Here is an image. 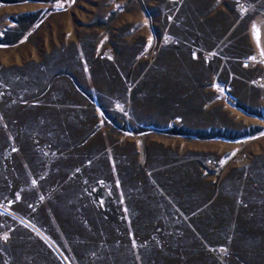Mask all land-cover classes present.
<instances>
[{"label":"rangeland","instance_id":"obj_1","mask_svg":"<svg viewBox=\"0 0 264 264\" xmlns=\"http://www.w3.org/2000/svg\"><path fill=\"white\" fill-rule=\"evenodd\" d=\"M262 52L264 0H0V264H65L13 214L71 264H264Z\"/></svg>","mask_w":264,"mask_h":264},{"label":"bare ground","instance_id":"obj_2","mask_svg":"<svg viewBox=\"0 0 264 264\" xmlns=\"http://www.w3.org/2000/svg\"><path fill=\"white\" fill-rule=\"evenodd\" d=\"M17 219L28 225L30 228H32L34 231H36L40 236H42L48 243L49 245L56 251V253L63 259L65 264H71V262L68 260V258L64 255V253L61 251V249L55 244V242L47 236L41 229H39L37 226L33 225L26 219L13 214Z\"/></svg>","mask_w":264,"mask_h":264},{"label":"snow or ice","instance_id":"obj_3","mask_svg":"<svg viewBox=\"0 0 264 264\" xmlns=\"http://www.w3.org/2000/svg\"><path fill=\"white\" fill-rule=\"evenodd\" d=\"M118 7H119V6L117 5V8H118ZM238 7H239V5H238ZM241 12H243V8H241ZM251 30H252L253 40L256 42V45H257V47L259 48V46H260V43H259V30H258L257 25L255 24V22L252 23V25H251ZM150 39H151V38H150ZM191 55H192V58H193V59L196 58V53H195V52H193ZM262 55H264V52H262ZM13 151H16V149H13ZM33 183H35V182H33ZM117 186H118V185H117ZM16 199L19 200L20 197L17 196ZM29 207H31V205H29ZM132 246H133V247L136 246L135 241H133Z\"/></svg>","mask_w":264,"mask_h":264}]
</instances>
